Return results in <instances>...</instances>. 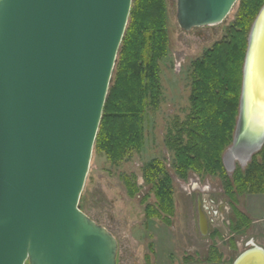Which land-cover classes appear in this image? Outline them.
<instances>
[{
    "label": "water",
    "instance_id": "1",
    "mask_svg": "<svg viewBox=\"0 0 264 264\" xmlns=\"http://www.w3.org/2000/svg\"><path fill=\"white\" fill-rule=\"evenodd\" d=\"M236 1L176 0V22L220 24ZM131 2L0 0V264H116L115 237L78 201ZM241 73L224 167L264 143L240 136L245 106L264 107V4ZM197 214L205 235L199 197ZM231 264H264V248L250 240Z\"/></svg>",
    "mask_w": 264,
    "mask_h": 264
},
{
    "label": "trees",
    "instance_id": "2",
    "mask_svg": "<svg viewBox=\"0 0 264 264\" xmlns=\"http://www.w3.org/2000/svg\"><path fill=\"white\" fill-rule=\"evenodd\" d=\"M263 4L264 0H239L240 12L225 36L191 61L188 108L183 117H173L164 135L171 170L179 179L185 180L189 173L219 179L236 217L230 223L235 234L243 233L250 223L234 208L236 195L264 194V143L231 175L222 163L238 113L248 31ZM165 19V0H132L93 146L97 155H104L111 163L121 161L131 150L142 149L145 113L159 106L160 62L168 49ZM141 172L142 185L147 187L142 197L145 224L158 219L169 225L175 210L171 174L155 158L144 163ZM128 178L124 180L133 194L139 188ZM213 233L212 237L218 235L217 230ZM231 246L235 248L232 240ZM221 259L216 244L209 245L205 262Z\"/></svg>",
    "mask_w": 264,
    "mask_h": 264
},
{
    "label": "rangeland",
    "instance_id": "3",
    "mask_svg": "<svg viewBox=\"0 0 264 264\" xmlns=\"http://www.w3.org/2000/svg\"><path fill=\"white\" fill-rule=\"evenodd\" d=\"M175 1L165 0L168 49L160 62L162 94L158 108L147 109L145 113L143 147L140 151L131 150L117 163L97 155L93 149L78 201L81 211L115 237L116 264H230L250 240L264 248V194L236 195L234 208L250 223L243 233L235 234L230 223L236 217L219 179L189 173L181 180L171 170L164 135L173 117H183L188 108L190 63L225 36L240 12L237 0L220 24L184 31L176 22ZM113 75L112 72L111 79ZM154 158L163 163L173 179L175 210L169 225L158 219L148 225L144 221L142 197L147 187L142 185L141 167ZM248 161L244 165L236 159L227 161L224 169L231 175L236 166L243 168ZM125 177L135 182L139 190L130 194ZM198 197L208 223L205 235L200 234L197 225ZM214 230L218 235L212 237ZM212 243L222 253V259L207 263L205 258Z\"/></svg>",
    "mask_w": 264,
    "mask_h": 264
},
{
    "label": "bare ground",
    "instance_id": "4",
    "mask_svg": "<svg viewBox=\"0 0 264 264\" xmlns=\"http://www.w3.org/2000/svg\"><path fill=\"white\" fill-rule=\"evenodd\" d=\"M248 101V100H247ZM249 102V101H248ZM244 122L240 131V136L245 135L249 137V142L258 137L264 130V107L245 106L243 113ZM246 160H242V164Z\"/></svg>",
    "mask_w": 264,
    "mask_h": 264
},
{
    "label": "flooded vegetation",
    "instance_id": "5",
    "mask_svg": "<svg viewBox=\"0 0 264 264\" xmlns=\"http://www.w3.org/2000/svg\"><path fill=\"white\" fill-rule=\"evenodd\" d=\"M222 163H223V162H222ZM223 166H224V165H223ZM199 198H200V197H199ZM200 200H201V199H200ZM208 247H209V246H208ZM231 263H232V262H231ZM231 263H230V264H231Z\"/></svg>",
    "mask_w": 264,
    "mask_h": 264
}]
</instances>
